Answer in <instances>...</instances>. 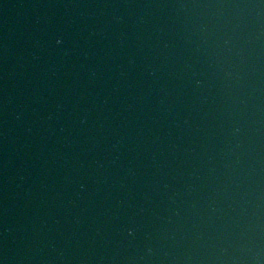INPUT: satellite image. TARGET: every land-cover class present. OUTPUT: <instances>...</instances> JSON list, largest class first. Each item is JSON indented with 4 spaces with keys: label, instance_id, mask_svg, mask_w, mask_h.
<instances>
[{
    "label": "water",
    "instance_id": "obj_1",
    "mask_svg": "<svg viewBox=\"0 0 264 264\" xmlns=\"http://www.w3.org/2000/svg\"><path fill=\"white\" fill-rule=\"evenodd\" d=\"M138 264H264V0H132Z\"/></svg>",
    "mask_w": 264,
    "mask_h": 264
},
{
    "label": "clouds",
    "instance_id": "obj_2",
    "mask_svg": "<svg viewBox=\"0 0 264 264\" xmlns=\"http://www.w3.org/2000/svg\"><path fill=\"white\" fill-rule=\"evenodd\" d=\"M60 41L58 40L57 43H59Z\"/></svg>",
    "mask_w": 264,
    "mask_h": 264
}]
</instances>
